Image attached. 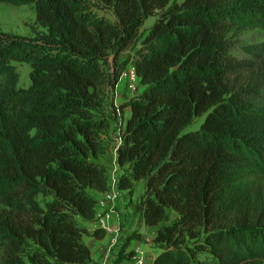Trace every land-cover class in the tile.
<instances>
[{"label":"trees","instance_id":"1","mask_svg":"<svg viewBox=\"0 0 264 264\" xmlns=\"http://www.w3.org/2000/svg\"><path fill=\"white\" fill-rule=\"evenodd\" d=\"M0 3L35 12L31 37L0 32V264L92 263L83 237L104 232L78 220L94 221L92 193L108 189L105 101L119 54L153 16L128 62L142 90L120 106L116 187L143 182L135 210L156 229L152 264H262L264 66L232 49L264 31V0ZM12 62L30 66L26 88Z\"/></svg>","mask_w":264,"mask_h":264},{"label":"rangeland","instance_id":"2","mask_svg":"<svg viewBox=\"0 0 264 264\" xmlns=\"http://www.w3.org/2000/svg\"><path fill=\"white\" fill-rule=\"evenodd\" d=\"M111 21H114V16L111 12L100 11ZM157 16H153L144 21L143 25L138 30L137 39L131 43L128 48L121 52L118 57V64H123L124 68L122 73L124 77L120 74L119 80L115 85L113 90L107 93L106 97V114L109 121V129L104 135L105 141L108 143V150L101 156L97 158V161L104 164L107 173L108 181L111 176L118 175V171L115 170V165L113 163V149L117 142L119 136L120 127L124 125L125 118L129 116V109L120 108L124 103L128 102L134 96H137L142 87L140 86L137 78L133 82L134 89L129 88V82L131 81L130 67L128 64L130 56L133 53V47H138L143 36L146 34L147 30L155 22ZM35 27V12L33 5H23V6H13L6 3H0V32L8 33L20 37H31V28ZM235 46L232 49V55L239 61L251 62L254 69L258 68L260 64L259 61L263 59L264 66V31L261 29H252L242 32L235 41ZM262 46V48L249 47ZM259 56L261 58H259ZM110 65L108 67L109 74L113 73V64L111 58L109 59ZM15 66L16 71L19 75L18 87L26 88L30 83L29 73L30 66L27 63L12 62ZM247 73L241 77L250 76ZM122 76V77H121ZM259 84H261L264 90V71L259 75ZM202 118L195 120L194 124L188 127V130H195ZM143 182H137L134 184L133 188L128 192H123L120 196L119 207L122 210V215L125 218L131 217V222L133 224L129 225V228L124 232V237L119 243L118 250L112 253L115 259L120 256H124L129 244H134L135 246L141 245V250L146 254V263H150V259L160 253L159 248L152 242V237L155 234V228H149L142 226L140 228V234L138 233L139 227V214L135 210V205L143 194ZM80 224L81 221L78 220ZM136 227L134 229L133 227ZM120 262L119 264H121ZM261 263L264 264V259H261Z\"/></svg>","mask_w":264,"mask_h":264},{"label":"crops","instance_id":"3","mask_svg":"<svg viewBox=\"0 0 264 264\" xmlns=\"http://www.w3.org/2000/svg\"><path fill=\"white\" fill-rule=\"evenodd\" d=\"M128 109V108H126ZM126 120V118H125ZM119 143V137L117 138V142L115 144V147L113 149V163L115 165V170H117V166L115 164V149ZM102 164V163H101ZM104 166V164H102ZM105 167V166H104ZM123 192H127V190H121L120 196L123 194ZM129 192V191H128ZM93 196L96 199H99L102 197L103 193H92ZM119 199L111 206V208L106 209L104 212H100V214H108V218L106 220V231L104 232L103 238H94L90 235H86L83 237V242L87 245L90 251V256L92 263L91 264H98L102 258V256L105 254L106 251H109L111 249L112 253H115L116 250H118L119 243L121 242L122 238L124 237V232H126L129 228L130 224H133L131 222V217H127L124 219L122 215V210H120L119 207ZM80 227H83L86 229L88 234H91L94 230V227L92 223H83L81 222L79 224ZM144 226L139 218V227H138V233L140 234V228ZM136 229V227H133ZM141 245L135 246L134 244H129L128 248L125 253L129 251H133L135 248H139L141 250ZM157 255L153 256L150 259V263L152 264L153 259ZM121 264H125V261H123Z\"/></svg>","mask_w":264,"mask_h":264},{"label":"built area","instance_id":"4","mask_svg":"<svg viewBox=\"0 0 264 264\" xmlns=\"http://www.w3.org/2000/svg\"><path fill=\"white\" fill-rule=\"evenodd\" d=\"M129 73L131 76V81L129 82V88L133 90L134 89L133 82L136 80V76L134 74V70L132 67H130ZM121 75L124 77V73H122ZM117 176H118L117 174L111 176L110 180L108 181V189L102 194L101 198L97 199V203L94 207L96 214L94 221L92 222L94 229L106 231V220L108 218V214L105 213L101 215L100 212H104L106 209L111 208V206L120 197V191L116 187ZM133 252L134 255L129 260L125 261V264H147L145 252L140 250L138 247L135 248ZM114 260L115 258L110 249L109 251L105 252V254L102 256L98 264H113Z\"/></svg>","mask_w":264,"mask_h":264}]
</instances>
